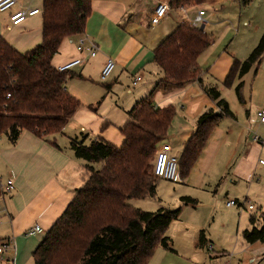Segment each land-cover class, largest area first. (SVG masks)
<instances>
[{"label":"trees","instance_id":"1","mask_svg":"<svg viewBox=\"0 0 264 264\" xmlns=\"http://www.w3.org/2000/svg\"><path fill=\"white\" fill-rule=\"evenodd\" d=\"M206 1L171 0L170 3L178 7L202 5ZM92 10L93 0H43L40 44L21 52L0 37V137L7 134L10 142L16 143L25 130L46 140L64 133L82 106L66 84L84 77L72 70L60 71L53 59L64 39L85 34ZM214 42L205 30L188 23L179 24L154 52V62L163 76L152 92L128 111L129 121L120 127L123 145L117 146L101 137L88 145L77 137L71 140L75 156L85 161L87 176L34 250L35 264H149L158 247L174 251L166 232L179 218L180 210L162 208L150 212L134 208L128 202L132 198L156 195L159 178L153 172L154 159L158 144L176 115L172 104L154 105L156 90H178L199 83L219 108H210L199 117L197 129L179 157L182 178L189 175L219 121L234 116L218 86L204 84L199 58ZM263 58L264 34L247 59L235 61L226 84H232L236 76L246 75ZM243 86L241 81L236 87L240 100ZM107 89L111 87L107 85ZM98 164L102 166L98 168ZM183 201L196 203L190 197H184ZM250 223L251 227L243 231L245 241L264 243V212L252 215ZM200 242L204 244L205 234Z\"/></svg>","mask_w":264,"mask_h":264},{"label":"crops","instance_id":"2","mask_svg":"<svg viewBox=\"0 0 264 264\" xmlns=\"http://www.w3.org/2000/svg\"><path fill=\"white\" fill-rule=\"evenodd\" d=\"M170 2L171 0H93V10L87 21L85 34L64 39L59 52L53 59V64L59 67L83 57L85 61L74 67L72 71L75 72V69L81 67V74L84 78L74 79L84 81L93 78L89 67L94 65L101 74L107 60L114 59L116 67L112 82L101 84L105 88V96L126 79L132 78L134 84L138 76H141L140 81H142L146 73L153 70L157 74L152 85L146 88L139 87L138 97L131 105L132 107L122 108L128 116V111L135 106L137 101L147 97L163 76L154 62V52L158 45L179 24H189L188 19H193L200 9L205 10L206 16V8H202L201 5L181 4L173 7ZM160 3H168L170 9L155 23L153 20L156 18V9ZM183 5L187 8L186 16L181 9ZM28 8H38L41 12L43 0H17V4L12 9L0 12V37H4L21 52L34 48L43 39L42 13L28 17L19 25H13L11 22L10 16L13 12ZM191 14L194 16L191 17ZM82 39H85L87 44L90 42L97 44L98 51L95 57H90L86 51L78 50ZM207 66L209 63L203 65V67ZM202 74L204 79L205 73L202 72ZM238 79L239 83L244 82L241 101L247 107L246 112L242 115L233 112L234 116H225L219 121L186 178L190 176L189 179L198 185H221L222 190L219 191L221 194L225 186L228 190L227 195L232 193L233 197L238 200L234 206L246 208L248 204H252L254 208H248L252 211L258 209L260 215L264 212V165L260 163L261 159L264 160L262 144L264 123L259 118V110L264 106V58L246 75ZM73 81H70L66 88L71 94L80 98L77 85ZM204 84L212 85L205 83V79ZM107 85L111 87L110 90L107 89ZM137 86L139 83L135 88ZM221 95L223 97L222 92ZM181 96L188 100L190 106L186 113L190 112L194 121L190 123L185 121L178 133L173 126L170 127L174 128L173 131L170 132L169 128L167 133L170 135L166 134L158 144V151L168 150L178 157L181 156L186 142L196 131L199 117L210 108L219 109L216 102L212 101L199 83H190L178 90H156L153 95L154 105L156 107L173 105ZM85 114L84 107H80L70 121L80 122V128L86 132V125L82 123ZM128 121L129 119H126L119 128ZM71 122L69 124L72 125ZM67 127L61 134L65 135L63 139L69 142L77 135V132L76 128ZM98 130L96 131L99 132ZM58 135L46 140L25 130L16 143H11L9 138L0 142V180L6 182L13 178L15 184L13 192L7 198L0 196V214H4V218L11 225V232L6 235L5 240L14 238L21 243L20 264L26 263L22 257L30 252L33 255L34 250L43 240V234L28 235L29 229L35 223H39L47 234L73 200L76 191L83 186L87 176L86 170L84 171L85 162L64 147ZM100 136L104 140L114 142L113 144L121 142L120 138L115 141L109 134L105 137ZM178 148L180 151L175 153ZM181 179L182 177L177 182ZM239 187H243L245 193L240 194ZM192 199L196 203L189 204L196 206L197 200ZM252 215L258 216V214H250V217ZM39 234L40 237L37 238ZM248 245L252 255L250 260L257 264H264V245L259 242ZM17 252L16 250L15 264L18 263ZM154 256L149 264H159V259L153 260ZM163 257L167 264L168 255L165 253ZM172 260L184 264L180 256H173L170 261Z\"/></svg>","mask_w":264,"mask_h":264},{"label":"rangeland","instance_id":"3","mask_svg":"<svg viewBox=\"0 0 264 264\" xmlns=\"http://www.w3.org/2000/svg\"><path fill=\"white\" fill-rule=\"evenodd\" d=\"M201 7L206 8L204 19L209 22L205 31L215 39L214 44L200 57L199 61L201 70L205 73V83L217 85L223 97L229 102L232 111L242 115L246 112L247 107L239 99L236 91L239 83L238 76L230 85L226 84V80L235 61L247 59L264 34V0H248L247 2L245 0H208ZM193 16L191 14V17ZM206 63H209V66L203 67ZM89 69L93 81L90 79L84 81L74 79L75 81H73L72 79L67 83L70 84L69 82L73 81L77 85V91L80 93V98H77L82 103L81 108L84 107L86 110L82 119V123L86 125V132L80 128L78 121L75 123L70 121L72 125L69 122L66 127L76 128L77 135L74 138L77 137L78 141H85L87 145L101 137L100 135L105 137L106 134H109L115 141L120 138V144H115L122 146L124 136L119 126L129 119L122 108L130 109L138 97L139 87H150L157 73L153 70L148 71L145 78L138 82L137 88H135L136 85L133 84L132 78L126 79L123 83L117 84L113 91L105 96L106 91L101 84L112 82L115 72L104 82L100 79V72L94 65ZM75 72L81 73V67L75 69ZM173 105L178 114L170 127L173 126L178 133L185 124L184 122H193L194 117L190 112L186 113L190 104L184 97L181 96ZM174 128H170V132ZM167 134L170 135V133ZM58 136L64 147L73 152L71 141L63 139L65 135L59 134ZM6 138H8L7 134L1 135L0 142L5 141ZM175 151L178 153L180 148ZM101 166V164L97 165L98 168ZM189 178L190 176L182 178L179 182L158 179L154 197L132 198L128 202L134 208L150 212H157L162 208L180 210L179 218L171 223L166 232V235L172 240L171 247L175 252L160 246L157 248L153 260L159 259V264H166L163 257L166 253L169 261L167 264H182L175 260L170 261L173 256L183 258L184 264H257L250 260L251 250L243 237V231L249 227L250 214L259 215V210L252 211L248 207L240 206L228 207L227 201L235 198L232 193L227 195L228 190L225 186L223 194H221L219 192L222 190L221 185H198ZM239 188L240 194L245 193L243 187ZM8 195L9 193L5 195V198ZM185 196L196 199L198 204L196 206L186 204L182 200V197ZM10 232V222L1 213L0 239H5ZM40 234H43L42 239H44L46 232ZM40 234L36 237L39 238ZM202 234H205L204 244L200 242ZM259 244L264 245L260 242ZM210 245H213L214 249L210 250ZM16 247L18 251L17 264H20L19 257L22 250L19 240L16 241ZM22 260L26 262H23L24 264H35L32 252L23 256ZM0 264H6L1 257Z\"/></svg>","mask_w":264,"mask_h":264},{"label":"built area","instance_id":"4","mask_svg":"<svg viewBox=\"0 0 264 264\" xmlns=\"http://www.w3.org/2000/svg\"><path fill=\"white\" fill-rule=\"evenodd\" d=\"M17 4V0H0V12L7 11L12 9ZM170 9L168 3H160L158 8L156 9L155 19L153 20L155 23L163 18L167 11ZM182 12L184 15H187V8L183 5ZM40 12L38 8H28L17 10L13 12L10 16L11 22L13 25H19L23 23L28 17L36 15ZM205 10L200 9L197 15L193 19H188L189 24L194 27H198L202 30H205L206 26L209 24L207 20L204 19ZM78 50L80 52L86 51L90 57H95L97 55L98 46L96 43L90 42L87 44L85 39H82L78 45ZM85 61L83 57H79L74 59L71 62L63 64L58 67L60 71H68L72 70L77 65L82 64ZM116 67V62L114 59L109 58L105 63L101 74L100 79L102 81H107L108 78L112 75ZM142 78L138 76L134 80V85L138 83ZM10 95H8L9 97ZM259 118L260 121L264 123V106H262L259 110ZM264 147V141L262 142ZM260 163L264 165V160L261 159ZM154 175L159 179L170 180L173 182H177L180 179V169H179V157L175 154H172L168 150H159L158 154L155 159L154 168H153ZM15 188L14 179L10 178L6 182H2L0 180V189L2 191V195L5 196L6 194H11ZM238 203L236 199H230L227 202L228 206H234ZM244 203H247L244 201ZM250 209L254 208V205L248 204ZM44 231V228L41 224L35 223L27 232L28 235H35ZM210 249H213V246L210 245ZM16 240L13 239H6L0 243V257L6 264H15V255H16Z\"/></svg>","mask_w":264,"mask_h":264}]
</instances>
